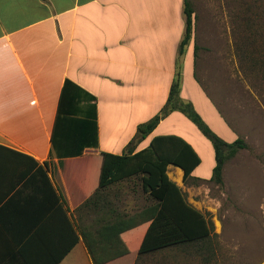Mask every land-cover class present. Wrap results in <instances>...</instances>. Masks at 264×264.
<instances>
[{
	"label": "crops",
	"instance_id": "0c3cea01",
	"mask_svg": "<svg viewBox=\"0 0 264 264\" xmlns=\"http://www.w3.org/2000/svg\"><path fill=\"white\" fill-rule=\"evenodd\" d=\"M183 9L184 0H0V264H92L81 238L69 250L74 241L70 227L87 228L85 212L77 211L86 200L84 187L99 182L90 161L101 154L125 152L137 127L165 105L178 72L182 71L179 98L190 103L223 141L238 138L204 85L202 75L212 71L204 59L215 54L194 52L196 14L191 39L179 54L185 32ZM216 56L222 66L223 57ZM66 81L94 99L81 98L69 107L68 118L91 119L86 117L92 114L91 105L96 113L97 146L82 148L75 158L58 154H77L84 130L80 125L74 126L78 133L70 135L71 143L59 134L57 150L52 144ZM162 136L184 140L199 156L188 188L181 169L169 165L166 174L187 192L188 204L203 213L194 185L212 176L210 142L182 113L173 111L132 154ZM29 158L44 173L31 170ZM96 193L91 229L142 215L154 205L142 190L141 175ZM142 216L121 232L129 253L107 264H181L180 254L185 263L199 255L200 245L138 255L151 218Z\"/></svg>",
	"mask_w": 264,
	"mask_h": 264
},
{
	"label": "rangeland",
	"instance_id": "374dc122",
	"mask_svg": "<svg viewBox=\"0 0 264 264\" xmlns=\"http://www.w3.org/2000/svg\"><path fill=\"white\" fill-rule=\"evenodd\" d=\"M193 4L197 48L215 54L204 59L206 69L212 70L202 75L204 85L224 120L247 145L224 165L222 184L209 180L194 185L195 198L216 234L204 244V258L206 264H264V0ZM85 215L86 227H92L91 212ZM198 256L185 263L182 253L177 260L201 264Z\"/></svg>",
	"mask_w": 264,
	"mask_h": 264
},
{
	"label": "trees",
	"instance_id": "16d2710c",
	"mask_svg": "<svg viewBox=\"0 0 264 264\" xmlns=\"http://www.w3.org/2000/svg\"><path fill=\"white\" fill-rule=\"evenodd\" d=\"M183 12L185 16V32L179 47L180 55L183 53L184 47L188 45L194 29L195 11L193 0H184ZM197 50L198 48L195 47L194 52ZM79 92L83 93V96H79ZM179 92L180 73L178 72L170 87L165 105L152 119L137 127L136 135L126 146L125 152L121 156L101 154L90 161V165L97 170L99 182L96 186L87 184L86 188L84 187L86 200L77 211L86 212L91 210L94 193L132 176L141 175L142 190L154 200V205L149 206L148 210L142 214H145V216L149 215L148 217L151 218L138 249V255L151 254L169 247L200 245L201 248H199L198 254L200 255L201 253L200 256L203 260H206L203 254L206 251L204 244L213 236H216L214 225L203 213L188 204L185 194L175 183L169 180L166 174L167 166L169 165L179 168L183 172V183H187L193 170L200 164L199 156L189 144L174 136L153 138L147 149L135 154H132L133 150L137 143L151 134L159 122L168 116L169 113L179 111L210 142L215 159V166L212 170L210 181L220 185L222 184V171L226 162L232 159L239 150L246 149L247 145L240 138L231 143L219 138L194 111L192 105L183 102L179 98ZM81 98L87 101H94L93 97L86 95L72 83L66 81L62 88L52 136L54 148L57 150L56 143L59 134L61 136L65 135L66 138L64 140L67 139L68 143H71V136L75 137L72 133H78V131L73 130L74 126L80 125L84 130L80 134L81 144L76 151L77 154H58L59 158H75L80 156L82 148L97 146L94 105L89 107L92 110V114H86V117L91 119L76 120L68 118L70 115L69 107L75 104L78 105ZM29 161L32 162L31 170L37 168V173H44L42 168L37 167L35 161L30 158ZM44 177L47 181L45 174ZM142 215L137 214L126 220L102 223L95 229L70 227L74 241L70 244L69 250L81 238L92 264H107L126 256L129 250L121 239V232L138 224Z\"/></svg>",
	"mask_w": 264,
	"mask_h": 264
}]
</instances>
